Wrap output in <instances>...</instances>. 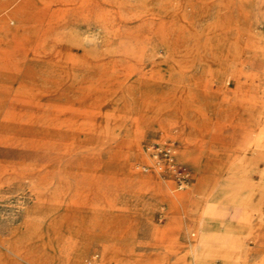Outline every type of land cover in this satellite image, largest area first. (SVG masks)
Returning <instances> with one entry per match:
<instances>
[{
  "label": "rangeland",
  "instance_id": "374dc122",
  "mask_svg": "<svg viewBox=\"0 0 264 264\" xmlns=\"http://www.w3.org/2000/svg\"><path fill=\"white\" fill-rule=\"evenodd\" d=\"M14 1L5 28L24 26L23 39L38 34L40 28L33 24L40 0H28L26 6L24 0ZM101 1L128 18L127 26L139 27L133 71L124 82L105 89L123 116L98 124L100 139L91 152H70L74 145H63L64 140L36 151L0 147V264H192L190 243L203 205L218 211L207 225L210 234L237 230L233 215L239 205L225 209L226 197L236 194L241 200L260 193L257 207L264 209V113L245 99L264 98L263 0H121L127 7L137 3L134 18L129 9L118 12L119 4ZM64 6L63 0L50 1L49 12L41 16L43 25L54 20L51 32H71L75 38L70 47L81 54L79 42L86 44L87 36L97 31L93 21L103 13L80 6L67 24L55 12ZM162 26L172 54L158 36ZM3 38L8 39L0 29V118L8 110L15 113L7 101L26 73L38 80H60L57 93L77 90L81 78L70 66L63 71L34 62L30 52L16 50L17 44ZM244 39L250 47L254 42V48L240 51ZM236 70L242 71L241 81L253 79L245 96L229 78ZM183 111L195 119L198 130L183 129L180 118L166 132L157 123L158 117L166 121ZM87 155L90 160L80 164ZM8 164L17 170L1 172ZM35 168L48 175L42 178L45 183L21 172ZM58 183L61 188L55 190ZM199 183L198 193L183 203L176 198L170 203L156 191L161 185L178 193ZM105 247L111 248L109 255ZM247 247L245 264H264V243ZM220 254L221 246L210 245L198 264H237Z\"/></svg>",
  "mask_w": 264,
  "mask_h": 264
},
{
  "label": "bare ground",
  "instance_id": "6f19581e",
  "mask_svg": "<svg viewBox=\"0 0 264 264\" xmlns=\"http://www.w3.org/2000/svg\"><path fill=\"white\" fill-rule=\"evenodd\" d=\"M50 1L52 0H40V5L36 11V18H38V20H35L37 24H33V27L34 29L40 28V32L38 34L36 33L32 35L27 39H23V36L20 35V30L23 29L24 26L22 28L18 27V29L16 28L14 31H10L4 26V24L7 23V21L10 19L9 13H11V11H13L16 7L15 6L10 9L11 5L14 4L15 1L0 0V12L4 13V15L0 17V29L3 32L4 36L8 38L6 41L3 38L4 43H9L10 41H12V44H17V48H15L16 50L22 49L24 51V54L30 52L32 56L29 59L34 62L45 63L53 68L55 67L63 71H66L67 67L70 66L74 70V75H79L81 78L78 81L79 86L77 90L75 92L72 91L70 95L66 90L57 93V89L62 85V82L60 80H50L44 76H39V80L40 78L42 79V81H39L38 77H35V75L31 76L27 73L24 74L23 77L25 79L24 82L21 83L23 85L16 91V95L14 96V98L10 101H7L10 106H8L9 109L15 110V113L11 112L7 114V112L9 111L8 110L6 114H3V116L0 118V128L4 129L0 131V147H20L21 149L27 151H36L38 149L54 148L55 146H58L60 141L64 140L65 143H63V145L69 143H72L74 145L70 149V152H91L92 150H94L92 146L94 145L95 141L97 139H100L99 133H97L95 130L98 124L107 119H120V117L122 118L123 116L122 113L113 106V103L111 101L112 96L108 94L105 89L108 85H115L124 82L128 79L131 72L133 71V67H131L133 64L131 61L136 58V47L140 38L139 27L137 25H135L134 27L127 26L128 18L121 17L120 13L117 14L115 10L113 12L112 9L105 8V6L101 3V0H79L78 3H76L75 0H63L65 1V6L60 10H55V12L58 11L60 13L61 19H67V24L71 23L72 18L77 13V9L80 6L86 5L87 9H97L102 11L103 13L102 16L96 18L93 21V26L98 27L97 31L93 32L91 36H87V39L84 41L86 44H83L82 40L81 42H79L82 53H74L70 46L75 37L71 32L56 33L55 30L51 32L50 28L52 27V22H54V20L49 19V24H47V26L43 25L44 18H42L41 16L48 11L50 7ZM106 1L110 5L113 3H117V5L119 4L118 12L119 10L122 11L129 9L130 12L133 13L131 17H135L134 10L137 5L136 2H134V4L132 5L129 4L128 8L125 2H122L121 0ZM21 4L26 6L28 4V0H24ZM238 7H240V5ZM159 31L160 32L158 36H161V40H163L166 50H168L170 54L174 53L173 51H170L171 46H169L168 34L165 31L164 27H160ZM27 46L28 48H26ZM253 46L254 42L251 43L250 47L248 40L244 39V47L240 48L239 50L241 51L245 48L250 50V48H254ZM226 47L227 46H225V48ZM216 52H218V49H216ZM108 57L111 59H108ZM43 58L46 59L43 60ZM25 68L27 69V67ZM126 70L129 71L126 72ZM241 73V70L233 71L232 73H230L229 78L232 77V79L235 81L236 86L238 87V89H240L239 93L242 92L245 96V93L249 94V91H251L250 88L253 79L251 78L241 81ZM65 75L68 76L67 74ZM26 79L30 82L25 83ZM254 87L257 88L255 84ZM73 96L75 98H72ZM245 99L247 103L251 102L257 107H262V109L259 111L261 113H264V98L262 100H258V98L250 97L249 95V97L245 96ZM4 100L5 99H2V103L7 104V102ZM75 101H81L85 105L81 104L75 106ZM149 103L151 104V99L146 100V104ZM243 109L249 110V108ZM151 112L154 115L160 116L157 111L151 110ZM162 118L163 117H158L157 120L159 122L157 123H159V126L163 128L165 132L168 129V126L172 128V126L177 123V119L179 118L183 122V129H199V126L197 127L198 124H196L195 119L189 117L186 111H183L180 114H176L172 116V118L168 117L166 121L162 120ZM248 119L245 124L249 123ZM72 120H79V122L76 123ZM75 142H77V144ZM90 158L91 157L88 155L85 156L84 158H82L83 161L80 162V164H83L87 160H90ZM16 170V167L8 164L3 165L1 172H14ZM21 172L24 173L25 177L38 178L39 183H45L42 178H48V175L46 173L44 174L40 172L39 168L31 169L28 171L24 170ZM199 178H203V176H199ZM157 183H159L158 180ZM199 186L200 183L198 185H194V187L191 189L175 193V191H173L172 189H170V191H166L163 186L159 185L156 188V191L162 194L166 200H169L170 203L174 201V198L183 203L185 200L189 199L192 192L198 193V188H200ZM60 188V183L54 186L55 190ZM259 194H245V197L241 198V200L237 199V196H235L236 194L232 195L229 199L227 197L224 198L226 199L224 203L226 204V207L225 205H223L225 209L236 204L237 206L239 205L237 211H235L233 215V222L237 225V230L235 233H232L229 230H226L225 232L220 234L207 233V225L212 219H214L213 214H216L218 211L215 210V208H213V205L211 204H206L201 207V213L199 216V220L197 221V235L194 242L190 243L192 264H198L199 259H201L200 256L210 245H214L216 247L221 246L220 255L222 258L237 261V264H245V260L249 254V249L247 247L248 243H264V209L262 208L263 210H260L257 207V200H259V198L261 197L259 196ZM252 203L254 204L253 206ZM250 205L253 208H251ZM251 209L257 211L256 214L251 212ZM103 250L105 251V255H109L112 251L111 248L108 247H105ZM159 263L161 264V262Z\"/></svg>",
  "mask_w": 264,
  "mask_h": 264
}]
</instances>
